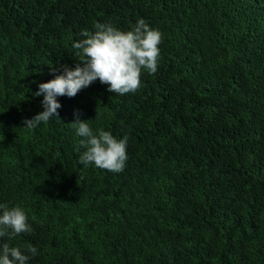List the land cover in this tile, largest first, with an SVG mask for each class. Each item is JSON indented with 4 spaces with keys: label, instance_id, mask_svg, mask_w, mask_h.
<instances>
[{
    "label": "trees",
    "instance_id": "1",
    "mask_svg": "<svg viewBox=\"0 0 264 264\" xmlns=\"http://www.w3.org/2000/svg\"><path fill=\"white\" fill-rule=\"evenodd\" d=\"M140 19L162 41L136 92L97 80L25 128L82 30ZM76 113L128 138L122 172L79 163ZM0 205L28 264H264V0H0Z\"/></svg>",
    "mask_w": 264,
    "mask_h": 264
},
{
    "label": "clouds",
    "instance_id": "2",
    "mask_svg": "<svg viewBox=\"0 0 264 264\" xmlns=\"http://www.w3.org/2000/svg\"><path fill=\"white\" fill-rule=\"evenodd\" d=\"M95 29L94 33L82 30L80 36L83 38L73 44L77 50L76 55L81 57L74 70L65 66L63 74L38 85L39 91L34 95L44 97V111L23 121L25 128L34 129L41 123L47 124L53 117L59 119L58 109L62 105L57 97L73 98L97 80L108 85L110 93L123 96L139 89L143 71L150 74L157 71L160 55L158 46L162 34L150 28L145 20H138L130 31H121L111 24L100 23L95 25ZM75 115L76 119L71 126L76 130V135L82 138L80 146L84 149L79 156V163L83 166L94 164L112 173L122 172L127 161L128 138L117 139L102 128L94 132L89 121H81L79 114ZM0 208L3 209L0 215V238L13 239L31 231L28 217L21 207L0 205ZM37 251L30 244L22 251L20 247L2 243L0 264H28L30 256L37 255Z\"/></svg>",
    "mask_w": 264,
    "mask_h": 264
}]
</instances>
